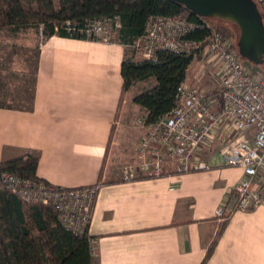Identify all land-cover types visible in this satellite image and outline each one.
<instances>
[{
	"label": "crops",
	"instance_id": "obj_1",
	"mask_svg": "<svg viewBox=\"0 0 264 264\" xmlns=\"http://www.w3.org/2000/svg\"><path fill=\"white\" fill-rule=\"evenodd\" d=\"M35 30L9 28L14 35ZM35 34L31 78L9 77L0 65V160L34 153L43 180L100 183L88 228L92 264H264V194L255 208L216 214L244 175L224 165L218 146L198 153L212 169L181 173L166 159L160 176L123 178L124 165L140 161L144 129L134 119L145 113L125 100L117 115L127 46Z\"/></svg>",
	"mask_w": 264,
	"mask_h": 264
},
{
	"label": "built area",
	"instance_id": "obj_2",
	"mask_svg": "<svg viewBox=\"0 0 264 264\" xmlns=\"http://www.w3.org/2000/svg\"><path fill=\"white\" fill-rule=\"evenodd\" d=\"M259 2L264 9V0ZM114 21L119 26V21ZM111 22L112 19L95 21L85 32L89 37L111 41ZM193 27L194 23L182 13L151 15L145 36L133 46L144 58H154L160 48L191 51L196 42L182 36ZM202 55L206 61H217L222 81L221 101L216 103L215 96L212 98L198 86L185 82L177 90L173 109L158 123L148 124L143 114L136 116L135 124L144 129L138 149L140 161L126 164L122 172L125 180L136 178L139 171L149 177L160 176L166 159L176 161V170L181 173L212 169L213 163L198 153L221 141L219 154L224 165L244 169L241 180L216 210L218 217L227 218L233 209L249 210L263 200L264 73L247 67L233 40L217 29H213ZM1 183L24 201L52 205L66 229L78 235L88 231L100 183L64 187L8 171L2 173Z\"/></svg>",
	"mask_w": 264,
	"mask_h": 264
},
{
	"label": "trees",
	"instance_id": "obj_3",
	"mask_svg": "<svg viewBox=\"0 0 264 264\" xmlns=\"http://www.w3.org/2000/svg\"><path fill=\"white\" fill-rule=\"evenodd\" d=\"M57 1L0 0V29L41 28L45 38L57 34L95 39L87 35L86 27L98 20L112 19V38L128 48L122 63L123 87L121 102L116 109L117 115L124 96L131 93L137 83L153 78L155 84L136 91L132 97L134 103L144 109L143 115L147 123H158L173 109L177 90L187 82L192 62L204 58L203 48L211 39L213 29L233 40L239 55L236 43L239 30L236 25L234 30L228 25L230 21L224 20L225 23L221 22L215 27L212 22V25L209 24L211 17L198 16L175 0ZM258 5L260 6L259 1ZM260 10L264 17L261 6ZM181 13L194 23V27L182 37L196 42L195 48L183 52L160 48L154 58H144L138 53L133 44L145 36L149 16ZM115 19L119 21V26H116ZM241 58L244 60L242 56ZM38 162L39 158L34 153L0 160V264L94 263V237L88 231L78 235L66 229L52 205L24 201L19 195L3 187L1 176L5 171L33 181L43 180L37 176ZM211 251L210 248L207 255Z\"/></svg>",
	"mask_w": 264,
	"mask_h": 264
},
{
	"label": "rangeland",
	"instance_id": "obj_4",
	"mask_svg": "<svg viewBox=\"0 0 264 264\" xmlns=\"http://www.w3.org/2000/svg\"><path fill=\"white\" fill-rule=\"evenodd\" d=\"M260 6L261 9H263V6L261 4ZM210 21L214 24L215 27L221 22L225 23L224 19L216 17H211ZM228 23L227 24L235 30L236 24L233 21H230ZM38 30L39 29H36L35 32H38ZM5 31L8 34L0 35V65H4L3 69L4 71H6V74L9 77L16 76L21 78L25 73L26 77L31 78L33 76V73L35 72V63L37 59V37L35 32H31V34L27 32L26 34L14 35L9 31V28H5ZM237 34H239V31ZM216 63L217 61L214 59L208 61H206L204 58L194 60L191 67L189 68L187 82L190 85L196 87L198 86L205 93L210 94L212 98L215 96L216 103H219L222 99V81L220 80L218 69L216 70L215 68ZM244 63L247 67H250L255 72H262L264 70V64L252 65V63L246 60V58L244 59ZM152 84H155V79L153 78L151 80H148L147 82L137 83L135 89L131 91V93H128L126 96H124L123 102H125L126 100V107L128 108L130 104L134 103L132 96L136 91H142L147 87L152 86ZM221 145V141L216 142V146H218L219 148Z\"/></svg>",
	"mask_w": 264,
	"mask_h": 264
},
{
	"label": "water",
	"instance_id": "obj_5",
	"mask_svg": "<svg viewBox=\"0 0 264 264\" xmlns=\"http://www.w3.org/2000/svg\"><path fill=\"white\" fill-rule=\"evenodd\" d=\"M201 17L233 21L239 30V55L255 65L264 64V17L257 0H175Z\"/></svg>",
	"mask_w": 264,
	"mask_h": 264
}]
</instances>
